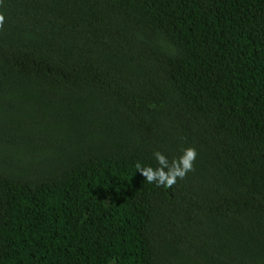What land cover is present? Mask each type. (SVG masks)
<instances>
[{"label": "trees", "instance_id": "trees-1", "mask_svg": "<svg viewBox=\"0 0 264 264\" xmlns=\"http://www.w3.org/2000/svg\"><path fill=\"white\" fill-rule=\"evenodd\" d=\"M0 264H264V0H0Z\"/></svg>", "mask_w": 264, "mask_h": 264}]
</instances>
